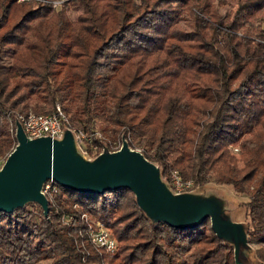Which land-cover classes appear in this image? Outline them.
Segmentation results:
<instances>
[{
	"label": "trees",
	"instance_id": "1",
	"mask_svg": "<svg viewBox=\"0 0 264 264\" xmlns=\"http://www.w3.org/2000/svg\"><path fill=\"white\" fill-rule=\"evenodd\" d=\"M78 1L83 17L70 16L68 0H0V157L15 144L12 114L59 103L72 126L99 132L98 145L123 134L168 182L176 170L246 193L248 236L264 261V0ZM234 146L253 167L246 182ZM58 186L47 215L36 202L0 210V264H236L209 217L152 223L128 187ZM82 212L111 230L112 249L88 238Z\"/></svg>",
	"mask_w": 264,
	"mask_h": 264
},
{
	"label": "water",
	"instance_id": "2",
	"mask_svg": "<svg viewBox=\"0 0 264 264\" xmlns=\"http://www.w3.org/2000/svg\"><path fill=\"white\" fill-rule=\"evenodd\" d=\"M14 138L15 144L0 163V210L36 202L47 215L48 195L42 188L48 179L91 193L128 187L152 223L187 228L209 217L215 234L233 246L236 264H264L248 243V220L246 224L231 220L219 200L192 197L190 189L174 190L160 165L132 147L123 134L118 147L110 148L103 140L100 151L89 156L70 126L63 125L59 135L28 136L14 116ZM241 243L253 252L248 254Z\"/></svg>",
	"mask_w": 264,
	"mask_h": 264
},
{
	"label": "built area",
	"instance_id": "3",
	"mask_svg": "<svg viewBox=\"0 0 264 264\" xmlns=\"http://www.w3.org/2000/svg\"><path fill=\"white\" fill-rule=\"evenodd\" d=\"M60 1L62 0H52V3L58 4L60 3ZM12 115L13 116H11L10 120V129L13 133L14 116L20 119L23 129L28 136H35L46 133L51 135H59L63 125H68L76 132L79 144L87 155L93 156L101 149V145L93 142L91 137V135L94 133L99 135V132L95 130L92 133H87L83 129L72 126L70 124L69 118L67 117L59 103H56L55 109L51 112H37L33 109H27L24 111H18ZM85 141L90 142L89 149L83 147V143ZM120 142L121 140H118L114 142V144H111L109 147L116 148L120 145ZM233 150H238V146H234ZM169 183L174 190H183L194 185V182L191 178H182L176 170L172 171ZM42 190L47 195H49L58 191L59 186L58 183L54 180L48 179L44 183ZM90 235L93 243L97 246H104L108 249H112L116 243V239L111 230L99 220L96 223V227L90 230Z\"/></svg>",
	"mask_w": 264,
	"mask_h": 264
},
{
	"label": "rangeland",
	"instance_id": "4",
	"mask_svg": "<svg viewBox=\"0 0 264 264\" xmlns=\"http://www.w3.org/2000/svg\"><path fill=\"white\" fill-rule=\"evenodd\" d=\"M67 9H68V13L72 17H83L85 15V8L82 5V3L79 2L78 0H68ZM181 118H182L181 115L177 113L174 115L173 120L178 121V120H181ZM104 119H105L104 114H100L95 119V122L99 123V122H102ZM74 135H75V131H74ZM231 154H232L231 160L238 166L242 179L244 182H246L251 171L253 170V167L245 164L242 161L237 150H233ZM3 159L4 157L1 156L0 162ZM187 189L188 190L190 189L191 191L190 196L192 197L206 196V197L219 200L220 204H222L225 207L226 214L231 220H240V221H243L244 224L247 223V217L245 216V211H244V206H243V201L246 200L247 198L246 193L241 194V193L236 192L230 184H227V183L219 184V183H215L210 180L193 185L192 187L187 188ZM81 217L84 219V222L87 224L88 238L92 241L90 230L96 227V223L98 220L86 212H82ZM62 218L66 222L69 219V217L68 218L62 217ZM248 241H249L248 243L254 249V257H256L257 260L264 262L257 255L256 247L258 246V244L251 242L249 239V236H248ZM241 246L243 247V249L246 250L248 254L250 252H253L244 243H241ZM95 248L97 249V246H95ZM232 249H233V246H232ZM97 250L101 251L99 249ZM233 255H234V251H233ZM38 264H49V261L43 260L39 262Z\"/></svg>",
	"mask_w": 264,
	"mask_h": 264
}]
</instances>
